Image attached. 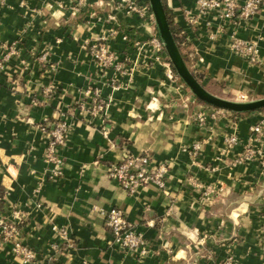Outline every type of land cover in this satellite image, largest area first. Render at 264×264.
<instances>
[{"label": "crops", "instance_id": "obj_1", "mask_svg": "<svg viewBox=\"0 0 264 264\" xmlns=\"http://www.w3.org/2000/svg\"><path fill=\"white\" fill-rule=\"evenodd\" d=\"M196 1L166 5L197 56L201 83L227 99L264 96V0L241 22L217 12L196 17ZM111 30L109 48L130 77L115 68L101 71L84 46ZM149 36L140 15L110 0H0V222L18 211L15 239L45 264H221L229 256L238 264H264V168L258 160L236 163L241 146L225 142L233 132L247 144L252 128L262 125V142L255 145L264 154V110L237 117L180 98L143 46ZM235 38L256 45L254 62L233 48ZM89 87L109 104L102 116L82 119L75 109ZM57 119L70 128L59 150L62 174L51 179L44 122ZM126 152L169 164L165 191L150 183L128 193L109 178V165ZM191 177L217 191L203 195ZM113 207L144 235V257L115 243L104 216ZM55 227L67 229L69 239L61 241ZM0 241V264H21L1 225Z\"/></svg>", "mask_w": 264, "mask_h": 264}, {"label": "built area", "instance_id": "obj_2", "mask_svg": "<svg viewBox=\"0 0 264 264\" xmlns=\"http://www.w3.org/2000/svg\"><path fill=\"white\" fill-rule=\"evenodd\" d=\"M73 1L75 5H82L84 0ZM110 2L114 8L120 9L128 15L138 14L144 18L149 16V19L153 20V14L149 7L148 0H110ZM262 4L263 0H245L243 3H239V0H197L196 17L208 15L210 12H217L219 17L226 21H248L258 12ZM109 19L114 20L112 14H109ZM189 22L196 24L197 18H189ZM145 23L148 24L150 22L147 19ZM113 33V30H111L108 35L107 33H103L95 37L93 41H84V46L90 49V53L101 71L115 68L116 71L120 73L125 71L130 77L131 70L126 68L123 62L118 61V57L110 50L107 43L109 37ZM149 44L156 53L163 52L164 55L166 54L157 33L156 35H150ZM232 45L236 51L243 53L249 61L254 62L257 59L258 51L255 44L243 43L235 38ZM165 56L167 58V54ZM40 60L45 63L48 62L46 53L40 56ZM168 65L171 67L169 61ZM4 66V59H0V71L3 70ZM52 92L53 90L51 88L45 89L44 91L47 96ZM86 96L87 99L81 101L75 109L79 117L82 119H92L102 116L109 102L101 97L97 89H93L92 87L86 90ZM197 119L199 122H204L205 117L199 114ZM44 123L49 132L46 161L53 165V169L50 171V177L51 179H55L62 174V160L59 156V150L67 142L70 126L65 119H57L53 122L45 120ZM262 136L263 126L255 125L252 128L250 142L247 144L241 145L237 135L233 132L226 136L225 142L228 148L241 146V151L236 154V163H247L258 160L261 167L264 168L263 151L260 147L255 145V143L261 144ZM198 149L199 146L197 144L192 147L191 151L194 157H196ZM107 171L108 177L115 180L128 193H135L138 188L144 187L150 183H154L165 191L170 165L167 163H154L151 155L148 153L135 155L126 152L120 161L109 165ZM190 182L192 187L202 192L203 195L215 193L217 191V189L197 181L194 177L190 178ZM104 216L105 224L111 230L115 243L122 249L135 253L139 258L147 255L148 243L144 235L127 220L121 209L116 207L110 208L104 212ZM21 220L22 215L18 211H14L10 221H1L0 225L3 230V238L13 240L12 250L14 254L19 257L21 264H45L44 260H41L37 253L27 244L15 239L18 233L17 226ZM55 232L61 241H67L69 239L67 229L55 227ZM221 264L238 263L232 256H229Z\"/></svg>", "mask_w": 264, "mask_h": 264}, {"label": "water", "instance_id": "obj_3", "mask_svg": "<svg viewBox=\"0 0 264 264\" xmlns=\"http://www.w3.org/2000/svg\"><path fill=\"white\" fill-rule=\"evenodd\" d=\"M154 25L162 46L175 74L190 93L206 105L233 114H246L264 109V97L248 101H237L210 92L192 73L171 30L163 0H148Z\"/></svg>", "mask_w": 264, "mask_h": 264}, {"label": "rangeland", "instance_id": "obj_4", "mask_svg": "<svg viewBox=\"0 0 264 264\" xmlns=\"http://www.w3.org/2000/svg\"><path fill=\"white\" fill-rule=\"evenodd\" d=\"M141 16V15H140ZM142 17V16H141ZM144 19V22H146V20L148 19L150 23H148V27L150 28V35H156L157 31H156V28H155V25H154V20H150L149 19V16L147 17H142ZM149 41H150V36L148 37V39L144 42V44L146 45H143L145 48H149L150 51H151V54L153 55L154 57V62H156V64H158L161 68H162V71H163V74H164V77L167 79V80H170L172 81L173 83H175L177 85V88H178V91H179V94H180V98H192L194 100L197 101V99L190 93V91L185 87V85L181 82V80L179 79V77L174 73V71L171 70V67L168 65V57L166 58V54L164 55L163 52L161 53H156L154 51V49L150 46L149 44ZM171 70V71H170ZM171 72V74H170ZM222 97H228V96H224L222 95ZM239 97H242L241 99L237 100V101H248V100H252L251 98H243L244 96L243 95H240ZM264 97V96H262ZM234 100V99H232ZM203 105H206V104H203ZM208 106V105H206ZM210 107V106H208ZM212 108V107H210ZM215 109V108H213ZM219 110V109H217ZM249 114V113H248ZM199 115V114H198ZM231 115H234L233 113H231ZM196 120L197 117H196Z\"/></svg>", "mask_w": 264, "mask_h": 264}, {"label": "trees", "instance_id": "obj_5", "mask_svg": "<svg viewBox=\"0 0 264 264\" xmlns=\"http://www.w3.org/2000/svg\"><path fill=\"white\" fill-rule=\"evenodd\" d=\"M163 4L165 7V12L167 14V18H168L169 23H170L171 30H172L174 37H175V40H176V42H177V44L181 50V53H182L187 65H188V67L192 71V73L195 75V77L200 82H202V75L200 73H197L195 71V68H194V62H195V59L197 56L195 55L194 50L191 48V46L185 43V36L182 35L178 25L174 23L172 16L170 14V11L167 8L166 0H163ZM86 12H90V10L84 11V13H86ZM157 36H158V34H157ZM171 67H172V65H171ZM172 70L174 71L173 67H172ZM174 73H175V71H174ZM197 101L201 104H205V103L201 102L200 100H197ZM263 110H261V111H263ZM246 114H248V113H246ZM246 114H234V116L240 117V116H244ZM3 196H4V189L2 187H0V204L2 203L1 201H2Z\"/></svg>", "mask_w": 264, "mask_h": 264}]
</instances>
